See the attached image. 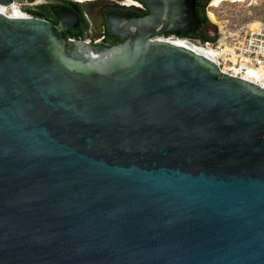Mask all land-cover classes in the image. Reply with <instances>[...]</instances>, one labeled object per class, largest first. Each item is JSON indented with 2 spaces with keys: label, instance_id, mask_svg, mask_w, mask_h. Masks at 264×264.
I'll use <instances>...</instances> for the list:
<instances>
[{
  "label": "water",
  "instance_id": "obj_1",
  "mask_svg": "<svg viewBox=\"0 0 264 264\" xmlns=\"http://www.w3.org/2000/svg\"><path fill=\"white\" fill-rule=\"evenodd\" d=\"M140 1L112 46L0 11V264H264V86L165 39L195 0Z\"/></svg>",
  "mask_w": 264,
  "mask_h": 264
},
{
  "label": "flooded vegetation",
  "instance_id": "obj_2",
  "mask_svg": "<svg viewBox=\"0 0 264 264\" xmlns=\"http://www.w3.org/2000/svg\"><path fill=\"white\" fill-rule=\"evenodd\" d=\"M20 2L22 11L51 22L60 30L62 29L61 34L64 37L70 33L74 39L109 46L117 44L121 39L111 34L107 22L108 15L143 16L148 13V8L140 0H20ZM212 3L213 0H195V4L204 9ZM73 5L76 6L80 15V19L76 21L70 16L61 20L53 11L55 7L72 9ZM69 23L76 25L68 27ZM212 26L216 29L215 24ZM209 30L208 24L203 30L198 27L190 35L196 36L199 40L207 38V41H212L213 34H210ZM170 34L171 32H166L163 36ZM178 35L186 34L180 30Z\"/></svg>",
  "mask_w": 264,
  "mask_h": 264
},
{
  "label": "built area",
  "instance_id": "obj_3",
  "mask_svg": "<svg viewBox=\"0 0 264 264\" xmlns=\"http://www.w3.org/2000/svg\"><path fill=\"white\" fill-rule=\"evenodd\" d=\"M20 12L22 16L31 15L21 9ZM168 37L186 39L190 42L210 46L214 51V60L221 71L241 77L250 76L247 79L260 84V81L254 80V75L247 70L249 68L264 70V26L260 23L257 26L248 25L243 33L226 35L223 41L199 40L190 34L174 35L171 33L166 38Z\"/></svg>",
  "mask_w": 264,
  "mask_h": 264
},
{
  "label": "rangeland",
  "instance_id": "obj_4",
  "mask_svg": "<svg viewBox=\"0 0 264 264\" xmlns=\"http://www.w3.org/2000/svg\"><path fill=\"white\" fill-rule=\"evenodd\" d=\"M20 0L15 5L20 10ZM209 19L212 41H221L226 35L243 33L248 25L260 23L264 26V0H222L217 5H209L205 9ZM208 11H212L214 19H211ZM216 25V29L212 26ZM219 32L222 35H219Z\"/></svg>",
  "mask_w": 264,
  "mask_h": 264
},
{
  "label": "bare ground",
  "instance_id": "obj_5",
  "mask_svg": "<svg viewBox=\"0 0 264 264\" xmlns=\"http://www.w3.org/2000/svg\"><path fill=\"white\" fill-rule=\"evenodd\" d=\"M220 1H222V0H213L212 5H217ZM232 1H241V0H232ZM15 6L16 5H15V2H14L12 4V6H10V7H1L0 9H3V12H8L11 15H15V16L22 15L20 10L18 8H16ZM208 14H209L211 19H214V14H213L212 11H208ZM257 25H258L257 22L253 23V26H257ZM164 37H165V39L172 40V41H174L177 44L187 46V47L192 48V49H194L196 51L207 52L214 59V51H213V49L210 46H204L203 44H199V43H196V42H190L189 40L176 38V37H168V38H166L167 36H164ZM221 41H223V40L221 39ZM254 70L257 72V74L254 75L253 79L254 80L258 79L260 81V84L264 86V70L261 69V68L254 69ZM244 77L248 78L250 76H244Z\"/></svg>",
  "mask_w": 264,
  "mask_h": 264
},
{
  "label": "trees",
  "instance_id": "obj_6",
  "mask_svg": "<svg viewBox=\"0 0 264 264\" xmlns=\"http://www.w3.org/2000/svg\"><path fill=\"white\" fill-rule=\"evenodd\" d=\"M195 12H196V16L199 20V27L203 30L205 28L206 25L210 24L209 19L206 15V11L204 8H199L196 4H195ZM204 41H207V38H203Z\"/></svg>",
  "mask_w": 264,
  "mask_h": 264
},
{
  "label": "snow or ice",
  "instance_id": "obj_7",
  "mask_svg": "<svg viewBox=\"0 0 264 264\" xmlns=\"http://www.w3.org/2000/svg\"><path fill=\"white\" fill-rule=\"evenodd\" d=\"M0 11H3V9H0Z\"/></svg>",
  "mask_w": 264,
  "mask_h": 264
}]
</instances>
